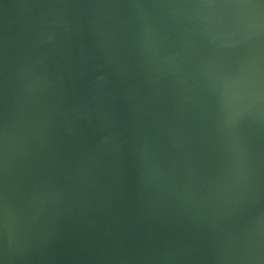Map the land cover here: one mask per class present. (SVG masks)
Returning a JSON list of instances; mask_svg holds the SVG:
<instances>
[{"label": "water", "instance_id": "1", "mask_svg": "<svg viewBox=\"0 0 264 264\" xmlns=\"http://www.w3.org/2000/svg\"><path fill=\"white\" fill-rule=\"evenodd\" d=\"M0 264H264V0H0Z\"/></svg>", "mask_w": 264, "mask_h": 264}]
</instances>
